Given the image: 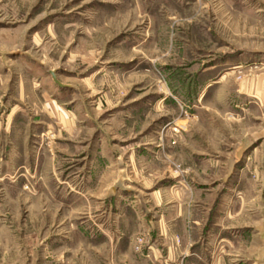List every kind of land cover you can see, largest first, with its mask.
<instances>
[{
  "label": "rangeland",
  "instance_id": "1",
  "mask_svg": "<svg viewBox=\"0 0 264 264\" xmlns=\"http://www.w3.org/2000/svg\"><path fill=\"white\" fill-rule=\"evenodd\" d=\"M19 80L63 113L25 97L9 143ZM64 112L73 151L99 162L67 155ZM56 163L107 183L69 192ZM176 216L174 264L264 255V0H0V264H166L154 234ZM123 227L132 258L115 251Z\"/></svg>",
  "mask_w": 264,
  "mask_h": 264
},
{
  "label": "crops",
  "instance_id": "2",
  "mask_svg": "<svg viewBox=\"0 0 264 264\" xmlns=\"http://www.w3.org/2000/svg\"><path fill=\"white\" fill-rule=\"evenodd\" d=\"M33 85V84H32ZM29 88V90H27ZM39 91V89H37L34 85L31 86V84L29 83L28 85L26 84V81H20L17 85V98H19L20 100L18 102H14L13 104L9 105L8 111L6 113V118L4 120V124H3V130H4V137L7 138V142L9 141V143H12V140L10 135L14 134L17 137H14L16 141H18L19 138V134L20 133V137H21V129L22 126H25L24 124L28 123V118L26 117V114H24V110L21 107V102L22 100L25 99V97H28V104L30 105L31 103H35V107H47L46 109H48V105L50 106V109L53 113L57 112L59 114H62L63 112L59 109V104L56 102L55 104H53L52 102H43V92L37 93ZM32 97H35V99L32 100ZM30 98V101H29ZM23 103V102H22ZM6 105V104H5ZM39 110H41V108H39ZM57 110V111H56ZM48 111V110H47ZM34 117L33 119H36V122H33L37 128H43L41 124V120L42 118L40 117V114H38V112H35V114H33ZM37 115H39L37 117ZM56 115V114H55ZM64 119L66 120L65 125H68V133H70L71 130H74V135L72 136V138H70L69 142H68V146L71 145L73 146L72 151L69 153H67V155L69 157L71 156H77V155H81V157L83 158H90V160L94 161H98L101 159L100 154L98 152H94V156L91 157V154L87 153L85 149H82L81 151L77 152V151H73L74 147L77 146V141L78 139H76V134L79 131L78 126L76 125L75 119L69 114L67 115L64 112ZM67 118V119H66ZM41 119V120H40ZM59 116L57 121L59 122ZM23 120V125L21 124V121ZM32 121V120H31ZM48 123V122H47ZM49 124V123H48ZM2 127V126H1ZM9 136V137H8ZM18 143V142H16ZM39 148V147H38ZM84 152V153H83ZM83 153V154H81ZM45 154V153H44ZM37 160L40 161H45V160H53V156L51 158L50 154H45L42 157V154L40 152H37ZM65 153H64V158L65 157ZM50 156V158H49ZM60 157H62V155H59ZM72 160H74L75 158H71ZM59 160V159H58ZM56 159V161H58ZM59 162V161H58ZM85 163V161H84ZM57 170H59V176L58 178V182L59 184H63L61 185L62 188L68 189L69 192H80V189L82 191H84L85 193H89L91 191H101V189L103 187H105V183L103 181H105L107 183V179H106V174H104L103 177H100L99 180H97L95 183L93 181V169H91L90 167H88L86 169V171H82L80 169V167H74L75 169H72V165L68 164V165H64L61 166L60 164L58 165V163H56ZM66 169V170H65ZM62 171V172H61ZM108 176V175H107ZM71 184V185H70ZM55 185V184H54ZM73 185V186H72ZM68 187V188H66ZM75 187H78L79 189H75ZM107 187V186H106ZM107 189L106 192H110L113 193L115 190V185L111 184ZM103 189V192L104 190ZM105 193V192H104ZM98 215H100V213H97ZM96 214V215H97ZM178 214V213H176ZM100 216H103V214H101ZM133 220V224L131 222V229L130 230H136L139 228V220L138 218H132ZM164 220L166 221L164 229L162 232H158L154 234V239H153V245L156 244L158 245V242L161 240L160 243H162V247H166V258H165V262L166 264H174V261L177 260L178 258H180V253H181V246L182 245H176L175 242V236L176 234H179L181 236V241L185 242L187 240V234L185 232L182 231V223H181V219L180 217L176 216L175 219L173 220H168L167 218L164 217ZM118 225L121 226H125L128 225V218H123L121 217V219L117 220ZM123 230L120 231V234L117 235V239L115 240V251L116 254L120 257L121 255L124 256L126 255L127 258H132L133 255V251H132V247H131V243L130 240L128 239V236L125 233L126 228H122ZM125 236V237H124ZM107 237V236H106ZM109 238V237H108ZM108 238L107 241H108ZM111 238V237H110ZM192 240H197V238L193 235L191 236ZM159 246V245H158ZM152 250L155 255L158 256V250H156V248H154L152 246ZM261 248V252L259 253V256L261 261L258 262L257 264H264L263 260V249L262 246H260ZM158 249V248H157ZM263 255V256H262ZM208 257H206L205 255H202L200 252H196L195 255L192 256H185L183 257V259L181 261H179V264H203L204 259L208 258V263L207 264H220L221 263V258L224 256L221 255L220 251L217 250V247L213 248L210 252V255H208ZM222 256V257H221ZM145 264H149L147 258H145L144 260Z\"/></svg>",
  "mask_w": 264,
  "mask_h": 264
}]
</instances>
